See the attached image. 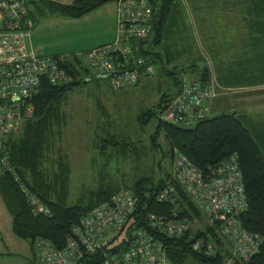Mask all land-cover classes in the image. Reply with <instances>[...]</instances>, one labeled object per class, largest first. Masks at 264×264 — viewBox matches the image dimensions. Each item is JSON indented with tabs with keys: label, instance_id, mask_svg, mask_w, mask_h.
Returning a JSON list of instances; mask_svg holds the SVG:
<instances>
[{
	"label": "trees",
	"instance_id": "16d2710c",
	"mask_svg": "<svg viewBox=\"0 0 264 264\" xmlns=\"http://www.w3.org/2000/svg\"><path fill=\"white\" fill-rule=\"evenodd\" d=\"M109 1L116 0H73L70 3L41 0L40 4L52 13L77 18ZM147 1L153 12L150 32L144 38L132 40L131 44L133 48L136 46L137 56L144 61L143 66L151 64L155 68V63L159 64L158 67L164 74L172 79L175 90L171 94L164 93L154 108L145 109L137 115L136 120L142 126L155 117L157 125L150 135L151 145L155 146L156 138L162 133L168 142V153L162 152L163 157L167 156L171 160L173 151L176 150L205 175H211L213 168L221 160L236 154L246 194V208L239 220L244 229L261 237V244L257 253L249 260L233 258L229 264H264V151L235 112L206 116L192 126L165 124L159 120L160 110L179 91L183 82L197 81L207 85L210 83V72L206 67L200 68L199 62L192 61L190 68L198 74L194 79H189L184 77V69L178 65L168 67L171 49L160 43L171 36L172 24L177 23L174 27L181 28V21L171 23L172 12L176 10L175 2ZM68 56L64 60V66L71 80L62 85L42 82L38 92L30 100L33 106L32 116L23 122L18 132L0 135V193L11 215L12 232L30 243L34 258L33 243L37 238L47 239L57 248H62L73 223L93 207L107 201L117 191L126 190L115 184L102 183L95 190L80 196L76 203L68 204L70 168L66 154L62 152L53 158L49 155L56 148L61 129L66 123L63 106L67 100V91L90 79L84 75L91 72L80 56ZM176 74H180L179 79ZM109 147L127 156L138 153L135 143L99 136L97 148L100 154H105ZM159 166L161 167L160 164ZM21 186L34 193L46 205L49 213L33 215ZM128 189L137 198L136 209L128 218L122 234L104 252L124 249L131 231L142 228L162 240L166 257L171 264H185L188 260L199 264H228L231 257L228 245L206 220L202 221L204 217L198 207L170 172H166L164 176L160 173L157 178L142 175ZM160 193H165V197L158 199ZM149 213L186 219L190 225L182 236L169 237L151 229L147 221ZM196 219L203 223L202 228H193L192 223ZM205 233L211 235L215 246L213 254L195 251L191 247L193 238ZM102 257L103 252L88 253L78 264H97Z\"/></svg>",
	"mask_w": 264,
	"mask_h": 264
},
{
	"label": "built area",
	"instance_id": "2783aa9c",
	"mask_svg": "<svg viewBox=\"0 0 264 264\" xmlns=\"http://www.w3.org/2000/svg\"><path fill=\"white\" fill-rule=\"evenodd\" d=\"M115 2L114 41L71 56H83L87 67L98 76L116 73L107 77L109 85L122 89L155 73L153 65L143 66L136 46L133 48L131 44L132 40L149 34L153 12L147 0ZM27 3V0H0V135L18 132L23 122L32 116L30 100L42 82L62 85L71 80L64 66L67 55L45 56L32 50L30 33L34 22ZM215 95L212 83L185 81L164 104L159 120L165 124L192 126L207 116ZM26 97L28 100H23ZM171 174L198 207L206 223L228 245L231 253L228 264L233 258L247 261L257 253L261 237L244 229L239 220L246 208V194L236 154L221 160L211 175H205L174 150ZM21 190L26 194L33 215L49 213L34 193L24 186ZM164 197L165 193H160L158 199ZM136 205L137 198L132 192L117 191L71 225L62 248L47 239L37 238L33 243L37 263L78 264L88 253L103 252L97 264H166L168 259L162 240L142 228L131 231L124 249L104 252L122 234ZM147 221L152 230L169 237L182 236L190 225L186 219L153 213L147 215ZM191 247L206 254L215 252L210 233L194 237Z\"/></svg>",
	"mask_w": 264,
	"mask_h": 264
},
{
	"label": "rangeland",
	"instance_id": "374dc122",
	"mask_svg": "<svg viewBox=\"0 0 264 264\" xmlns=\"http://www.w3.org/2000/svg\"><path fill=\"white\" fill-rule=\"evenodd\" d=\"M27 1L30 4V0ZM56 1L62 2L63 0ZM71 1L64 0L63 2ZM207 1L209 6L213 2V0ZM247 1L243 0V3ZM174 2L176 10L172 12L171 23L180 20V17L176 20V16L180 14L179 10L185 13L188 9V16L185 13L187 19L183 18L181 28L176 29L174 25L177 23L172 24L171 36L160 43L161 46L165 45L171 49L168 56L170 60L168 67L178 65L179 68L184 69L185 78L194 79L198 72L192 71L190 65L192 61H196L199 62L200 68L206 67L214 77L217 76L218 69L209 68L202 61L204 58L203 33L211 31L210 28L203 30L204 26L202 28L201 23L205 13L209 11L208 4L206 5L201 0L198 2L186 0L184 3L182 0H174ZM110 5L109 3L95 8L97 12L80 22L73 17L53 16L50 18L46 14L45 25L47 27L45 28L49 30V33L45 36L50 39L49 44L55 50L52 53L70 55L71 53L68 52L77 47L78 42L81 46L88 48L84 52L103 43L102 41L109 35V27L104 18ZM114 5L116 8L115 2ZM243 6L244 11L246 7H250L248 11H253L249 3ZM193 8L196 9L193 10ZM116 22L115 11V32ZM115 37L116 35L113 40ZM32 42L34 44V37L30 38L31 45ZM158 65L155 63L153 75L140 79L131 87L113 89L109 85V78L98 77L91 71L88 75H84L85 78L90 77V79L72 86L67 91V100L63 106L66 123L61 129L60 140L57 141L56 148L50 151L49 157L53 158L62 152L66 154V161L70 168L68 204L76 203L80 196L95 190L102 183L115 184L127 190L142 175H152L157 178L160 173L162 176L166 172L171 173V160L167 156H162V152L168 153V142L163 134L158 135L155 146L151 145L150 135L154 133L157 119L152 117L148 124L142 126L136 120L139 113L145 109L154 108L164 93L171 94L175 90L172 79L165 75ZM179 77L180 74H176V78L179 79ZM209 81L216 89V98L214 97L212 104L223 103L227 106L225 108L236 104L235 106L238 107L237 100L240 98L231 95L229 91H221L211 76ZM235 110L232 108L225 112L232 113ZM211 115L207 114V117ZM252 135L262 146L258 139L260 135L253 130ZM99 136L114 137L119 141L135 143L138 153L136 155L130 153L127 156L109 147L105 154H100L97 148ZM202 221L204 222L205 219L203 218ZM200 222L197 219L194 220L193 228H202L203 223ZM12 237L13 239L5 235L3 239L0 237V264H38L33 256L30 243L16 235Z\"/></svg>",
	"mask_w": 264,
	"mask_h": 264
},
{
	"label": "crops",
	"instance_id": "0c3cea01",
	"mask_svg": "<svg viewBox=\"0 0 264 264\" xmlns=\"http://www.w3.org/2000/svg\"><path fill=\"white\" fill-rule=\"evenodd\" d=\"M185 1L182 0L183 3ZM193 1L198 2L199 0ZM201 1L206 5L208 4L209 10L201 20L202 28L204 26L203 30L205 28L211 29V31L205 30L206 32L203 33L204 58L202 61L207 67L218 69L217 76L214 77L211 72L210 76L221 91H229L231 95L240 98L237 100L239 102L238 107L235 104L225 108L227 106L223 103L212 104L215 97L210 101L208 114L213 116L224 113L228 109H236L234 112L249 129L251 135L252 130L260 135L258 139L261 141V148L263 147L264 151V0H248L247 3L253 7L251 8L253 11H248L250 7H246L247 11H244L243 5L247 3H243V0H227V2L225 0H213L210 6L207 0ZM40 2L41 0H30V4L27 3L28 13L34 22L30 33V38L34 37L35 41L34 44L32 42V50L38 55L53 54L52 56H56L55 52L52 53L55 50L49 44L50 39L45 36L49 33V30L45 28L47 27L45 25L47 17L45 16L48 14V17L53 18V16L60 17L62 15L50 12ZM114 2L109 1L103 4H111L104 18L109 27V35L100 45L111 43L116 35ZM94 12L97 10L94 9L75 20L83 21ZM178 12L180 14L176 17H180L179 21L187 19L185 13L188 16V9L185 13L180 10ZM86 49L88 48L81 46L78 42L77 47L68 53H71L70 56L76 53H85L84 50ZM80 59L86 65L84 57L80 56ZM0 231H2L0 232L1 239H3V235L9 239H13L12 236L15 235L11 229V215L1 193ZM166 264L171 263L168 261ZM185 264L199 263L188 260Z\"/></svg>",
	"mask_w": 264,
	"mask_h": 264
},
{
	"label": "water",
	"instance_id": "95a60500",
	"mask_svg": "<svg viewBox=\"0 0 264 264\" xmlns=\"http://www.w3.org/2000/svg\"><path fill=\"white\" fill-rule=\"evenodd\" d=\"M115 74H116V73L108 74V75H105L104 77H110V76L115 75ZM23 100H28V98L26 97V98H24Z\"/></svg>",
	"mask_w": 264,
	"mask_h": 264
}]
</instances>
